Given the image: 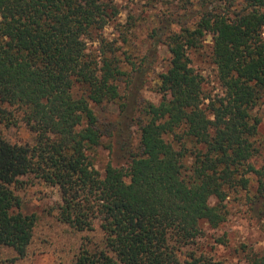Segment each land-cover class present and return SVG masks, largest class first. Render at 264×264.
<instances>
[{"label":"trees","instance_id":"obj_1","mask_svg":"<svg viewBox=\"0 0 264 264\" xmlns=\"http://www.w3.org/2000/svg\"><path fill=\"white\" fill-rule=\"evenodd\" d=\"M171 1L175 13L153 21L149 50L136 63L101 35L117 14L110 1L0 0V124L20 122L32 136L19 145L0 135V247L16 258L35 223L14 193L26 176L57 188L59 222L77 232L97 222L106 236L72 264H223L181 250L202 224L225 221L231 194H243L264 219V163H252L261 150L252 110L264 93V0ZM206 37L218 85L212 94L190 59ZM159 45L168 53L154 80L160 99H133ZM109 103L121 120L96 115L93 107ZM120 124L136 127V143L127 135L119 143L126 165L107 162L100 174L94 152ZM261 230L264 241V223ZM246 260L264 264V250Z\"/></svg>","mask_w":264,"mask_h":264},{"label":"rangeland","instance_id":"obj_2","mask_svg":"<svg viewBox=\"0 0 264 264\" xmlns=\"http://www.w3.org/2000/svg\"><path fill=\"white\" fill-rule=\"evenodd\" d=\"M106 1L111 2L117 14L105 25L101 35L106 40L113 41L115 46L126 50L136 63L149 50L148 34L152 31L154 22L164 19L170 13H175L171 0H161L153 6L144 1ZM175 20L176 18L173 17V23ZM129 24L134 27L126 36L128 46H125L121 43V39L125 37L124 32L129 29ZM209 47L210 39L206 37L202 48L192 52L190 59L193 67L203 78V89L206 93L212 94L217 92L218 85L214 67L209 59ZM86 48L93 51L96 44L87 43ZM167 59L166 48L159 45L152 58L153 62L143 75V82L136 81L134 84L133 99L139 97L153 104L159 101L160 95L155 89L154 80L165 70ZM120 87L122 89V86ZM128 101L130 102L127 105V112L131 113L132 101ZM93 110L101 119L113 122L115 117L120 118L114 103L106 104L101 108L93 107ZM252 115L259 119L257 132L261 140V150L259 156L252 161L255 167H258L264 163V93L259 105L252 110ZM0 135L11 144H32V136L20 122L0 124ZM127 135L131 143L135 144L136 127L128 129L121 124L117 126V132L112 139L102 138L100 146L93 155L94 168L100 174L103 173V167L107 162L114 166L126 165V157L122 154L119 143L122 140L127 141ZM19 181V188L14 189V193L20 199L18 210L22 214L35 216L32 237L22 258H16L10 248L0 247V264H72L81 248L92 249L101 245L106 236L98 229L97 222L92 223L91 230L77 232L57 220L60 197L56 187L48 186L34 176L20 177ZM208 202L209 205H213L214 199L210 198ZM225 209L227 213L225 221L215 229L202 224L201 236L190 247H184L181 254L194 252L196 255L209 256L212 260L223 264H247L246 259L249 256L264 250L261 230L264 219H259L256 212L249 209L245 204L244 195L241 193L229 195Z\"/></svg>","mask_w":264,"mask_h":264}]
</instances>
